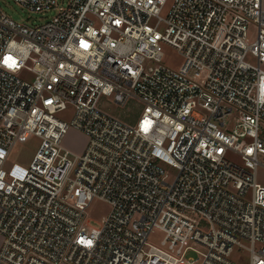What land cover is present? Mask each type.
Masks as SVG:
<instances>
[{"label":"built area","instance_id":"1","mask_svg":"<svg viewBox=\"0 0 264 264\" xmlns=\"http://www.w3.org/2000/svg\"><path fill=\"white\" fill-rule=\"evenodd\" d=\"M12 1L52 17L0 8V264H239L236 248L264 264L263 0H173L166 19L170 0ZM103 98L141 113L130 124ZM71 128L80 155L62 146ZM28 137L30 164L7 165ZM96 199L110 206L100 229Z\"/></svg>","mask_w":264,"mask_h":264},{"label":"rangeland","instance_id":"2","mask_svg":"<svg viewBox=\"0 0 264 264\" xmlns=\"http://www.w3.org/2000/svg\"><path fill=\"white\" fill-rule=\"evenodd\" d=\"M173 0H170L166 6L163 8L160 17L166 19L171 7ZM60 4H66L68 0H59ZM0 8L2 11L15 22L27 25H41L51 19L52 15H42L39 13L28 11L21 8L19 5L15 4L12 0H0ZM264 9V0H263ZM256 27L252 26L249 31V40L251 42L255 38ZM164 58L163 64L172 70L179 71L183 66L184 59L182 56L174 49L163 46ZM20 77L23 80H31V75L22 72ZM102 105L109 109L115 116H120L124 121L132 124L135 123L140 115V109L138 107L128 106L127 108H121L114 104L112 98H103ZM197 112L203 114L202 111L197 110ZM74 117V108L68 106V108L57 114V118L70 123ZM41 141L36 137H28L23 141L19 142L11 153L8 160V164L19 163L24 166H28L35 156ZM88 140L84 134L71 128L62 141V146L76 155H80L84 152ZM226 160L237 165H242L241 158L238 154L234 152L226 153ZM259 161L261 165L257 170V182L258 184L264 186V156H259ZM165 170L168 172L169 181H172L176 176V171L166 167ZM110 206L100 200H93L87 209V220L90 227L95 229H100L103 225V220L109 215ZM164 239V234L155 231L149 237L147 242L151 245L160 246L161 241ZM0 237V245H1ZM230 260L234 263L239 264H249L250 255L246 250L236 248L231 254Z\"/></svg>","mask_w":264,"mask_h":264}]
</instances>
